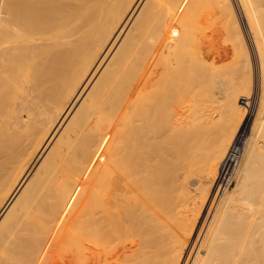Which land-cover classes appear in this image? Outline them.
<instances>
[{
    "label": "bare ground",
    "instance_id": "6f19581e",
    "mask_svg": "<svg viewBox=\"0 0 264 264\" xmlns=\"http://www.w3.org/2000/svg\"><path fill=\"white\" fill-rule=\"evenodd\" d=\"M236 5L0 0V264H264V0Z\"/></svg>",
    "mask_w": 264,
    "mask_h": 264
},
{
    "label": "rangeland",
    "instance_id": "374dc122",
    "mask_svg": "<svg viewBox=\"0 0 264 264\" xmlns=\"http://www.w3.org/2000/svg\"><path fill=\"white\" fill-rule=\"evenodd\" d=\"M235 3V4H234ZM231 4L233 5V7L237 10V5H236V0L235 1H233V0H231ZM239 11V9L237 10V12ZM239 17L241 18V15H240V11H239ZM241 21H242V19H241ZM254 79V78H253ZM252 79V77H251V88H252V85H253V88L255 87V80H253ZM241 90V89H240ZM254 90H255V88H254ZM256 94H257V90L256 91H250V93H248L247 94V97H250V98H247L245 101H247V107H246V109L244 110L245 111V114H246V116H247V114H248V116H247V122L246 123H244L245 125H244V127H243V129L241 130V132H240V134H241V140H242V138H243V141H244V139H245V137H246V135H247V132L249 131V129H250V126H251V124H252V120H253V118H254V111H255V108H256ZM241 104H242V100H241V102H240ZM242 105H244V104H242ZM253 109V110H252ZM240 140V139H239ZM240 144V143H239ZM218 181V180H217ZM216 191L215 192H218V193H220V190H218L217 191V186H216ZM215 195H218L217 193L215 194ZM217 197V196H216Z\"/></svg>",
    "mask_w": 264,
    "mask_h": 264
},
{
    "label": "built area",
    "instance_id": "2783aa9c",
    "mask_svg": "<svg viewBox=\"0 0 264 264\" xmlns=\"http://www.w3.org/2000/svg\"><path fill=\"white\" fill-rule=\"evenodd\" d=\"M239 149V141H237V143L231 148L230 152H229V156L227 158V161L232 160L233 157H236V154H238V150ZM236 161V160H235ZM225 174H223V171L221 172V176L219 177L217 184H219V186L224 187L226 181H225ZM232 183V179L229 180L228 185H230Z\"/></svg>",
    "mask_w": 264,
    "mask_h": 264
}]
</instances>
